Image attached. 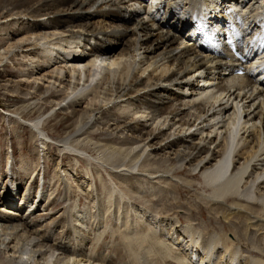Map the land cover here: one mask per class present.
I'll return each mask as SVG.
<instances>
[{
    "label": "bare ground",
    "instance_id": "6f19581e",
    "mask_svg": "<svg viewBox=\"0 0 264 264\" xmlns=\"http://www.w3.org/2000/svg\"><path fill=\"white\" fill-rule=\"evenodd\" d=\"M162 1L155 11L162 16L165 13L164 19L162 16L156 19V17L149 15L150 18L147 23L140 19V11L133 9L139 7L144 11L146 5H142L143 0H0V19L3 22V25H0V34L3 32L2 34L6 36L2 39L0 35V62L4 59H9L12 62L13 58H19L22 62L21 65H15L18 66V70H21L16 80L5 79L2 76L4 73H0V92L3 94L14 93V97L24 101L25 111L37 107L38 113H44L38 116L36 121H29V125L36 130V134L33 136V145L36 152H38L39 145L37 143L39 140L37 130L41 116L43 118L45 112H53L51 118L54 120L58 113H62L66 118H71L73 121V129L67 136H69V139L75 138L73 139V142L76 143L74 147L81 150L83 148L85 151L89 149L92 152L99 151L102 154L97 159H101V163L106 162L104 159L113 160V162L107 160L106 163L117 170L120 167L119 170L124 172L119 176H122V179L131 186H128L130 196L137 194L141 189L138 186L142 182H139L138 178L134 176L137 162H141L140 166L142 167L141 169L139 166L141 170H137V172L141 171L139 175L143 176L145 182L148 183L151 178L156 177L164 181H170L162 176L170 172L171 176L178 177V180L182 181L181 183L191 187V181L183 180V177L181 178L179 175H185L187 178L198 174L202 179L204 190L208 191L212 199H221L229 204L225 206L217 203L216 213L221 216L222 221H225L230 227L236 228V230L232 229L237 234V241H240L239 246L244 248L242 251L250 253L251 256H260V260L256 257L252 260L251 257L247 258L246 256L236 264H264V255H262V252L264 253V158L261 159V156L264 155V148H262L264 145V122L262 123L264 121V102H259L250 112L251 107L255 105L257 100L264 99L262 95L254 96L256 85L257 87L263 85L264 88V80L259 82L258 79H255L253 70L250 68L256 53L261 54V44L264 41V18H262L264 10L262 14H254L252 13L254 9H249L248 16H246L249 19L246 28H241L239 33L231 35L232 44H235L246 58L242 62L233 55L229 44L224 43L221 48L209 44L207 40L211 36L204 39L201 31H197L192 24L193 18L199 16L198 18L205 21V24L212 25L214 23L213 25H217L218 29L214 34L216 39L213 37L212 41L219 44L217 43L218 40L220 41L230 30L229 28L226 29L223 24L222 27H219V24L225 22L226 14L221 13V9L216 12V9L222 5H224L222 7L226 11L230 7V9L233 7L235 9L238 8L240 2L238 3L237 0ZM164 2L167 4L165 10ZM210 2L211 4H209ZM198 5L201 6L199 7L201 10L206 11L205 14L194 15ZM149 6L153 7V4ZM214 9L215 11L212 12ZM237 14L238 12L235 14L228 13L229 18L231 15L233 16L232 23L236 27H238V24L234 19L238 18ZM165 15L170 21L165 20ZM31 22L34 24H31ZM16 26H18L17 29H15ZM206 29L210 30L207 25ZM208 31L207 34H209ZM240 32H245V34L242 35ZM254 34H256V38H253ZM18 35H23V39L14 40L13 37ZM239 37L241 39L246 37V45H241ZM222 40H225V38ZM227 41L230 42V36L227 37ZM42 42L43 46L40 45ZM121 43H127L128 48H124L123 51L120 50L122 52L117 54L114 50L116 51V47ZM111 44L115 45L113 50L108 48ZM87 45L91 46L88 50H86ZM181 46L182 49L176 53ZM142 48L144 54H146L143 60L146 59V62H148L144 67H142L143 61L136 62L135 60V53ZM57 49H61V51H56ZM16 50L17 52H15ZM158 50L160 51L159 55H154ZM55 52L60 55L57 57L52 56ZM203 52L207 53V58L203 57ZM77 53L84 55L87 59L84 60V58L75 56ZM149 54H151V57ZM160 55H162V58H159ZM19 59H16V61L18 62ZM151 59H154V66L156 63L161 62L160 65L162 66L160 67L162 68L158 76L153 77L148 74L145 77L143 74H145L144 72L148 66H153ZM172 66L175 71L169 74ZM240 66H245V69H247L244 75L235 73ZM257 67L261 69L260 73L264 72V68L260 65ZM154 68L153 70H156L158 67ZM189 69L195 70L194 72L199 71L200 75L196 78L213 86L214 96L204 98L205 101L207 99V104H203V102L196 103L195 100L191 103L185 102L187 95L184 90L189 89V98H194V95H196L195 90L198 89V85L190 80ZM40 71H44V73L38 75ZM132 92H134V95H131ZM202 92H205L204 89ZM261 93L264 94L263 91ZM134 98L137 104L133 102ZM118 99H124L123 103L125 102V105L120 104L117 101ZM225 99H232V102H237V99L238 101H250L246 106L249 113L244 116L248 120L240 124L238 123L237 114L234 113L230 123L228 122L226 125L225 133L221 137L222 143V141L218 142V136L212 137L210 133L218 124H223L222 117L231 107L228 108L227 100L224 104L222 103ZM110 102H113L111 106L108 105ZM217 102L221 103L215 106ZM189 104L191 107H189ZM130 105L131 107L135 105V112L142 111L143 114L146 113L145 115L149 116L150 120L156 119L159 121L162 119L163 122L160 123V127L154 125L155 127L151 130H146L140 119H136L135 116L128 117V115L121 113L122 111L120 112L121 109L124 112L127 111L124 109ZM257 109L260 110L259 113H256ZM23 117H27V115ZM192 118L197 121L203 119L201 123L212 128V131L209 129V131H206L205 136H202L204 130H200L202 133L199 138L194 133H187V135L184 132L185 128L187 131L191 129L190 127H194L195 122L191 121ZM166 122L167 124L172 122L171 125L184 127V129L182 128V131L178 127L179 130L171 129L166 133L162 129ZM249 123L251 124L249 125ZM257 123L259 127L256 126ZM261 125L263 127L262 134ZM42 126L41 130L46 131V126ZM201 128L203 129V126ZM239 132L243 135L239 140L241 142L237 144L242 143V145L240 144L241 147L234 157L235 160L234 158L231 160L233 142ZM261 136H263L262 139ZM39 142L46 148L44 150L49 149V145L45 141L41 140ZM60 143L63 144L61 150L58 147ZM60 143L57 144L59 153L64 151V147L67 145L66 142L61 141ZM118 143L119 146H116ZM11 145L13 144L11 143ZM124 145L127 146L122 147ZM212 145L213 148H211ZM261 148L263 154L252 163L251 161L258 156ZM244 154L247 155L243 157V162H241L240 158ZM70 160L71 162L74 161L73 164L78 163L74 156ZM164 162L170 163L171 167L164 168L167 170L163 174H159V167ZM256 162L263 163L262 167L257 169L258 167L256 168L254 165ZM59 164L57 169H59ZM73 164L71 170L74 169ZM35 165L33 173L37 171L39 166L36 163ZM230 165L231 169L228 173ZM247 169H249V172ZM156 174H159V177ZM55 176L58 177V174ZM161 180L160 182H162ZM86 184L87 186L90 185ZM171 185L176 190L179 188L180 193L181 189L178 183L171 182ZM184 185L182 186L184 187ZM15 190L17 188H13V191ZM51 194H53V191ZM108 194L110 199L112 194L111 192ZM13 198L14 195L9 199ZM9 199H7L5 205L12 204L13 200L9 201ZM23 200L24 198L22 202H24ZM107 203H109L107 209L109 211L112 208V203L108 201ZM51 204L55 205V202L53 201ZM176 206L178 209L180 207L179 203ZM2 209L5 214H0V264H78L80 261L82 263L86 261L87 264V261H90L84 259L85 256L81 251L75 254L73 250L74 254L71 253L70 248L66 247L67 244H64L65 240H61L68 239L69 244L72 243L71 238L72 240L73 238L84 240L85 234L82 233L81 227L72 225L71 229L64 228L56 234L55 239L53 238L54 242L48 244L51 229L45 230L42 232V236L39 237L38 233L40 231L33 228V224L22 220L20 215L11 217L10 214L13 211L6 213V207ZM175 209L174 207L165 209L162 214V216L170 218L175 215L174 220L163 219L161 221L163 223L167 222L165 226L175 231H172V233L174 232L175 235L173 236L177 237L175 239L176 244H178L180 237L182 241L185 240L186 246L190 242L189 244L192 245L190 250L191 252L194 251L193 254L199 258L200 262L207 261V259L211 260L209 258L214 249L218 254L217 257L221 258L222 248L224 253H227L229 246L233 245L232 241H228L224 235V237L219 236L220 238L216 236L217 239L213 238L218 233L210 232L214 229H210L209 225L205 229L208 238L203 236L204 239H201L199 243L198 237L200 235H196L190 225L182 226V222H187L189 219L182 220L183 217H179ZM145 210L138 206L134 213H141L142 215ZM187 210L194 211L189 207ZM170 211L172 213L169 214ZM197 211L203 215V209H197ZM30 215L31 213H29V218ZM79 215L83 216L84 212L80 211ZM159 218L161 219V215ZM82 219L84 218L82 217ZM178 224L179 226H176ZM78 225L80 224L78 223ZM219 228L223 231L225 226ZM219 228H215V230H219ZM125 234H122L120 239L126 247L127 264H144L142 255L146 257L144 259L146 263L149 261L151 264H174L166 260V258L173 257L171 256L173 248L170 250V247L166 245L167 243L171 244L168 241L165 243L164 240L166 239L163 238V240L160 236L156 237L157 235L150 237L149 233L148 236L137 234L134 238ZM132 239L137 240L142 245L144 244V251H142L144 253L141 257L138 255V250L131 246L130 241ZM219 241L222 245L221 251H218ZM229 242L231 245H229ZM134 243L132 244L134 245ZM231 250H229L231 253L228 252V260L233 263L238 260V257L235 259L236 252ZM56 252L63 254L64 258L54 256ZM74 257H78V259L73 260ZM175 259L176 264H182L185 260V258ZM97 260L100 261L101 259ZM93 262L94 260L88 264H93ZM101 262L113 264L112 261L104 262L102 260Z\"/></svg>",
    "mask_w": 264,
    "mask_h": 264
},
{
    "label": "rangeland",
    "instance_id": "374dc122",
    "mask_svg": "<svg viewBox=\"0 0 264 264\" xmlns=\"http://www.w3.org/2000/svg\"><path fill=\"white\" fill-rule=\"evenodd\" d=\"M144 1H143L142 5L145 3ZM237 1H238V3L239 2L240 3L239 4L237 3L238 8H235L236 10L234 9V7L232 9H230L231 8L230 7L226 11L222 7L224 5H222L216 9V11H219L221 9V13L226 14L225 15V18H226L225 23L227 25H233L232 24L233 16L231 15V17L229 18L228 13L235 14L238 12V14H237L238 18L234 19L236 21V23L238 24V28L241 24H242V27L247 25V22L249 19H247L246 16H248L249 9H254L252 12L254 14L255 13L262 14L263 13L264 0H237ZM164 3H165L164 4V10H165L167 4H166V2H164ZM209 4H211V2ZM142 5H141V7H142ZM151 8L154 9V7H151ZM133 9L140 11V19L144 20L147 23H148L149 18H150L149 15L156 17V19H159L162 16V15L156 13V11H154V10H150L149 8L146 10L144 9V11L142 8L139 9V7H134ZM169 10H170V8H169ZM201 12H204V11L201 10ZM212 12H213V10H212ZM164 14L165 13H163L162 18L164 17ZM166 19L168 20V17L165 15V20ZM0 20H1L0 25L1 24L3 25L2 19H0ZM168 21H170V19ZM239 21H240V23H239ZM31 24H34V23L31 22ZM163 25H165V24H163ZM17 28H18V26L15 27V29H17ZM2 33L0 34L2 39L6 38V36ZM13 39L14 40L23 39V35H18L16 37H13ZM1 41H3V40H1ZM27 44H30V43H27ZM42 44H43V42L40 43V45H42ZM92 44H91V46H92ZM87 46H88V48H86V50H88L91 47L90 45H87ZM182 46L177 50L176 53H178L182 49ZM114 47H115L114 44H111L110 46H108V48H110L111 50H113ZM124 48H128L127 43L119 44L118 47H116V51L114 50V52H116L117 54H120V52H122ZM120 50H122V51H120ZM143 50L144 49L142 48V49H140V51L135 53L136 62L143 61L142 67L146 66L148 63V62H146L147 61L146 59H144L145 61L143 60V57L146 56V54H144ZM56 51L60 52L61 49H57ZM15 52H17V50ZM159 52H160L159 50L156 51V53H154V55H156V56L159 55ZM55 53H53L52 56L57 57L60 55L59 53H58V55H57V53L56 54ZM61 53L63 54L64 52H61ZM202 54H203L204 58H207V55H206L207 53L203 52ZM75 56L84 58V60L87 59V57H85L84 55H81L80 53H77ZM149 56L151 57V54H149ZM159 58H162V55H160ZM10 59H11V57H10ZM16 59H19V58H13L12 62L9 59H4L3 61L0 62V73L1 74L4 73L2 76H4L5 79H11L14 81V80H16L18 73L21 72V70H18V66H15L16 64H18V65L22 64L21 59H19L20 62L19 61L17 62ZM23 61H24V59H23ZM153 61H154V59H151L153 66H151V65L148 66V68L144 72L145 74H143V75L145 77L148 74H151L153 77H156L159 75V72L162 68V67H160V66H162V65H160L161 62L156 63L157 65L155 64V66H154ZM145 62H146V64H145ZM154 67H158V68H156V70H153V69H155ZM174 71H175V68L172 66L170 68L169 74H171ZM188 71L190 73L191 82H195V84L198 85L199 90L198 89L195 90V93L197 96L194 95V98L193 97L189 98V96H190L189 95L190 94L189 89H185L184 91H186V95H187L185 97L186 98L185 102L191 103V101L195 100L196 103H199V102H203V104L206 103L207 99L205 101L204 98H206L207 96L209 98L211 96H214L213 92H215V90L212 89L213 86L210 84H207L204 80H200L199 78L198 79L196 78L198 75H200L199 71L194 72L195 70H193V69H189ZM42 73H44V71H40L38 73V75L42 74ZM46 73H48V72H46ZM257 75H259V73L255 72L253 76L255 79H258L259 82H261L263 77H257ZM193 79H195V80L193 81ZM36 85H37V83H36ZM260 86L258 85V87H257V85H256V88L254 90V96L262 95L264 97V94L261 93L262 91L264 93L263 85H260ZM203 89L205 92H202ZM212 90H213V92H212ZM258 92H259V94H257ZM132 93H131V95H134V92H132ZM235 94H237V93H235ZM14 96H15L14 93L13 94L12 93L11 94L10 93L9 94H3L2 92H0V214H5V212L2 211L3 210L2 208L6 207V210H5L6 213L9 211H13V212H11L12 214H10L11 217H14L15 215H18V216L20 215V218H22V220H26L28 223L33 224L32 225L33 228H36L40 231V233H38L39 237L42 236V234H43L42 232H44L47 229H51L50 230V239H48V244L53 243L54 239L56 237V234H58L64 228L65 229H67V228L71 229L72 225L81 227L82 233L85 234L84 235L85 237L83 238L84 240H80V239L76 238L78 241H80V242H78L77 240H75V238H73V240L71 238L70 241L73 244L72 243L69 244L67 241L68 239H61V240L62 241L65 240L64 241L65 243L64 242H62V243L67 244L66 247L70 248L71 253L74 254L73 250L75 251V254H76V252L78 253V251L79 252L81 251V253H83L85 256L84 257L85 260L86 259H89L90 261L94 260L93 264L94 263L105 264V263L101 262L102 260H104V262L112 261L113 264H127V257L125 254L127 252L125 249L126 247L122 243L123 242L122 239H120V238H122L120 236H122V234L124 235L125 233H126L125 234L126 236L129 235L128 237L132 236L133 238L137 234H139V235H141V234L145 235L146 234L147 235L149 233L148 235L150 237L151 236L155 237L157 235L156 237L160 236V238L166 239V240L163 239L165 243L167 241L171 243V244L167 243L166 245L170 247V250H171V248H173V250H171L173 252L171 255L173 257H171V258H173V259H171L169 257V258H166V260H168L174 264H176L175 258H182V259L185 258V260L182 262V264L183 263L184 264L185 263L186 264H226V263L227 264H234L235 263L236 264L239 260L246 258V256H247V258L251 257L252 260H254L255 257H256V259L260 260V256H251L250 253L242 251V250H244V248L239 246L240 241L239 242L237 241L238 240L236 237L237 234L234 233V230H236V228L230 227V225L227 224L225 221H222L221 216H218V214L216 213L217 203L219 205L223 204L225 206H227L229 204L227 202H225L224 200L222 201L221 199H216V200L212 199V197L209 196L208 191L204 190L205 187L203 185L202 179L200 178V176L198 174H196L195 176L187 177V178L185 175H183V176L179 175V177H181V178L183 177L182 178L183 180L186 179L188 181H191V185H192V186L190 185L191 187L185 186L184 185L185 183H181L182 181H179L178 177L176 178L175 176H171L170 172L163 174L164 171L167 170L164 168H170L171 167L170 163L167 164V162H164L165 165H164V163H161L158 171L160 172L159 174H163L162 176L165 177L167 180H170V181H164L163 179L161 180V179H158L156 177V178H151L150 182L148 183V182H145V178L143 176L139 175L141 173V171L137 172V170L142 169V167L140 166L141 162H137L136 169L134 170V172H135L134 176L136 178H138L139 182H142V184H139L138 187L143 189V190L140 189V191L137 192V194L135 193V194L130 196L128 193V190H129L128 186L129 187H131V186L124 179H122V176H119L120 174H124V172H121L119 170L120 167L117 170L116 168H113V166L109 165V163L108 164L106 163L107 160L109 162H113V160L104 159V160H106V162L101 163L102 160L97 159V157H101V154H102L99 151L95 152L93 150L94 152H92V150H90V149L85 151V150H83V148L81 150V149H78V147L77 148L74 147V146H76L75 145L76 143L73 142V139H75V138L69 139L68 138L69 136H67L73 129V121L71 118H66L62 113H58L55 116L54 120H53V118H51V116L53 115V112L52 113L51 112H48V113L45 112V115H43V118L41 116L40 124H39L38 130H37V134L39 137L38 138L39 140L37 143L39 145H38V152H36L35 147L33 145V142H34L33 136L36 134V130H35V128H33L32 126L29 125V121H31V120L36 121L38 119V116H40L44 113L43 112L38 113L37 107L32 109L33 111L32 110L25 111L24 101L19 99V98L14 97ZM191 98H193V99H191ZM226 100L227 99L223 100L222 103L224 104V102ZM117 101L120 104H122L123 106L125 105V102L123 103L124 99H122V100L118 99ZM135 101H136V99L134 98L133 102L136 103ZM210 101H211V99H210ZM227 101H228V108H229V106H231V107L229 108V111L227 113H224V116L222 115L223 116L222 117L223 124L222 123L218 124V126H216V128H214L212 131V128H210L209 126L207 127V126H205V124L201 123L203 119H200L199 121H197V120H193V118H192L191 121L195 122L194 127H190L191 129H188L189 131L188 130L186 131V128H185L184 132L186 134L187 133L188 134L194 133V134H196V137L199 138L201 135L205 136V133H207L206 131H209V129H211L212 132L210 133V136L213 137L216 135V136H218L217 137L218 142L222 141L221 137L225 133L226 125L228 122L230 123L231 117H233L232 115L234 113L237 114L236 116H238V123L241 124V123H243V121L248 120V118L244 117V116L247 113H249V110L247 109L246 106L249 104L250 100L238 101V99H237V102L236 101L232 102V99H231V100H227ZM261 101L264 102V99L262 100V98H260L259 100H257L255 102V105L253 107H251L250 112ZM112 103L113 102H110L108 105L111 106ZM220 103L221 102H217L215 104V106H217ZM207 106H209V105H207ZM134 107H135V105H132V107L130 105L128 108L124 109L127 111L124 112L123 109H121L120 112L122 111L121 113L128 115V117L135 116L136 119H140L141 122L145 125L146 130H151L155 126L160 127V123L163 122L162 119H160L161 121L154 119L155 120V122H154V120L149 119V116L145 115L146 113L143 114L142 111L135 112L136 108H134ZM189 107H191L190 104H189ZM189 111H191V110L189 109ZM259 112H260V110L257 109L256 113H259ZM136 113H139V114H136ZM24 115H27V117H23ZM241 115H242V117H241ZM146 117H148V118H146ZM261 120H262V117H261ZM263 122L264 121H262V123ZM171 123L167 124V122H166L162 127V129L166 133H168V131H171V129H173V130H179L182 128L184 129V127L180 128L179 126H178L179 129H178L177 125L175 127V125H171ZM250 124L251 123H249V125ZM42 125L46 126V128H47L46 131L41 130L43 128ZM221 125H223L222 128H221ZM201 126H203V129L201 128ZM256 126L259 127V124L257 123ZM185 127H187V126H185ZM219 127H220V130H219ZM183 129H182V131H183ZM261 129H262L261 130V134H262V131H263L262 125H261ZM200 130H204L203 134H201L202 132H200ZM255 133H256V131H255ZM217 134H220V135H217ZM241 135H243L241 132H239L238 135L236 134L235 140L233 142V146H234L233 151L231 153V155H233V156L230 155V157H232V159L230 158L231 160H233V158L235 157V155L237 154V152L239 151V149L242 145V143H240L241 145L237 144L238 142H241V141H239L241 138ZM262 138H263V136H261V139ZM58 139H59V142H58ZM41 140L45 141L49 145V147H48L49 149L44 150L46 148H44L40 144L39 141H41ZM61 141L66 142L67 145L64 147V151H61L59 153L57 148L59 147L60 150L63 149V148H61V146L63 145L62 143H60ZM11 143L13 145H11ZM222 143H223V141H222ZM57 144H59L58 147H57ZM116 146H119V143L116 144ZM126 146L127 145H124L122 147H126ZM213 147L214 146L212 145L211 148H213ZM262 148H264V145ZM262 148L259 150L258 156H256V158H254V160L251 161L252 163L257 159V157L260 158V155L263 154ZM33 149H34V152H33ZM98 154H100V155H98ZM245 155H247V154L242 155V158H240L241 162H243L242 160L244 159L243 157H245ZM73 156H74V159L78 162V163H75L76 165L73 164L74 161L71 162V160H70ZM262 157L264 158V155L261 156V159H262ZM234 160H235V158H234ZM60 161H62L61 164H59ZM35 163L39 166L37 167V171H35V173H33V171L35 170L33 167H36ZM258 163L259 162H256L254 164L256 166V168L258 167L257 169L262 167L261 165L263 164V163L262 164L261 163L258 164ZM58 164H59V166H58L59 169H57ZM72 164L74 166L73 170H71ZM139 166L141 167V169ZM230 169H231V165L228 168V170H229L228 173L230 172ZM247 170L249 172V169H247ZM56 174H58V177L55 176ZM159 174H156V176H158ZM144 175H146V174L144 173ZM181 178H179V179H181ZM160 180L162 182H160ZM171 182H175V183L179 184L178 186L181 189L180 193H179V188L176 190L174 187H172ZM86 183L90 184L89 185L90 188H89V186H87ZM137 185H138V183H137ZM182 185H184V187ZM13 188H17V190L13 191ZM51 189H53V190H51ZM41 190H42V192H41ZM52 191H53V194H51ZM110 192H111L112 196L109 199L108 193H110ZM59 193L61 195H57ZM176 193H178V194H176ZM7 194H8V196H7ZM12 195H14V198L11 199V200H13L12 204L5 205L7 199L11 198ZM23 198H24V200H23L24 202H22ZM173 198H174V201L172 200ZM11 200L9 199V201H11ZM53 201L55 202V205L51 204ZM107 201L112 203V208L109 211L107 210L108 205H109V203H107ZM20 202H22V203H20ZM212 202L215 204H213ZM177 203H179V206H180V207H178V209L176 206ZM31 204H32V206H31ZM181 205H182V207H181ZM138 206L146 209L144 214H143V212H142V215H141V213H139V214L134 213V210H136L138 208ZM173 207L176 208L175 212L178 213L179 217H181V218L183 217L182 220L189 219L187 222H184V223L182 222V226L185 227L186 225L187 226L190 225L192 227V229L194 230V232L196 233V235H198V236L200 235L198 237L199 243H200L201 239H204V237L208 238V235H207L205 229H206L207 225H209L210 229L211 228L214 229V230H210V232L213 231L214 233H218L215 236L213 234L212 235V237L214 236L213 238L217 239L216 236L219 237L221 235L222 236L224 235L225 238L227 237L228 241H230V242L232 241L233 245L231 247L229 246L227 253H224L222 245H221L222 240L220 239L221 241H219L220 245L218 244V251L222 248V257L221 258L217 257L218 254L215 251L216 249H214L213 253L210 255V258H209L211 260L207 259V261L200 262L199 258H197V256H195V254H193L194 251L191 252L190 249L192 248L191 247L192 245L189 244L190 242L189 243L187 242L188 244L186 246L185 240L182 241V239L180 237V240L178 239V244H176L175 239L177 237L173 236V235H175L174 234L175 231L173 229H169L170 227L165 226L167 224V222L163 223L161 221L163 219H170L171 221L175 219V215H173L172 218L165 217L164 215L162 216L165 209H171ZM188 207H189V209L192 208L194 211H190V210L188 211L187 210ZM196 208L199 210L203 209V215L198 213ZM212 208H213V210H212ZM15 209H16V211H15ZM80 211L84 212L83 216L79 215ZM186 211L189 213H187ZM191 212H193V214H191ZM29 213H31L30 218L28 217ZM170 213H172V211H170L169 214ZM194 213H196V215H194ZM85 214H86V216H85ZM160 215H161V219L159 218ZM82 217L84 219H82ZM162 217H164V218H162ZM159 221H161V222H159ZM223 222L226 224L223 225L224 224ZM78 223L80 225H78ZM157 225H158V227H156ZM176 226H179V224ZM221 226H225V229L223 231L220 230V228H219ZM82 227H84V228H82ZM215 228L216 229L219 228V230H215ZM161 231H163V232H161ZM172 231H174V232L172 233ZM198 231L201 232L202 234H200ZM120 233H121V235H120ZM184 237H186V236H184ZM171 238H174V239H171ZM74 240H75V242H74ZM134 241H136V242L134 243ZM230 242H229V245H231ZM132 243H134V245ZM78 244L79 245L81 244V245L79 246ZM130 244L132 247H134L135 249L138 250V255H139V257H141L142 253H144V252H142V251H144V249H143L144 244L142 245L140 242H137V240H135V239H132V241H130ZM197 244H198V241H197ZM76 245H77V247H76ZM198 247L200 248V246H198ZM263 247H264V245H263ZM251 248H253V247H251ZM80 249H82V250H80ZM229 250H231L232 252L233 251L236 252V258L235 259H237V257H238V260H236L233 263H230L228 260L229 259V257H228L229 256V254H228ZM229 253H231V252H229ZM123 255H124V257H122ZM259 255H260V253H259ZM262 255H264L263 252H262ZM54 256H56V257L58 256V258H64V255L63 254L61 255L60 252H56L54 254ZM149 256L151 257V255H149ZM74 258L75 259H73V260L78 259V257H74ZM145 258L146 257L142 255V260L144 261V264H151V263H149V261H147L148 263H146L144 260ZM96 259H101V260L96 261ZM230 261H232V260L230 259ZM85 262L82 263L80 261L78 264H86ZM89 262L87 261V264ZM178 264H181V263H178Z\"/></svg>",
    "mask_w": 264,
    "mask_h": 264
}]
</instances>
